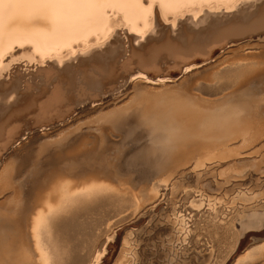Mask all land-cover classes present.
I'll list each match as a JSON object with an SVG mask.
<instances>
[{
  "label": "bare ground",
  "instance_id": "obj_1",
  "mask_svg": "<svg viewBox=\"0 0 264 264\" xmlns=\"http://www.w3.org/2000/svg\"><path fill=\"white\" fill-rule=\"evenodd\" d=\"M123 8H128L131 13H120ZM28 11L10 7L8 0H0V104H3L0 108V195L7 194L0 203V217L10 221V232L0 244L11 243L16 252H19L21 247L28 249L33 264H45V261L52 264V257L45 245L46 241L54 236L59 242V255L63 257L64 264H85L71 248L72 241L77 236L80 238L83 231L80 233L81 229L73 224L74 220L57 221L55 215L62 210L67 200L88 196L90 191L101 193L112 189L114 185L111 183L119 177L122 163L137 152L142 154L140 161L146 168V178L154 180L153 178L163 177L164 183L170 182L180 171L191 166H194L192 170L196 172L193 180L195 185H199L198 182L208 174L224 177L226 182L230 178L243 177L250 170L262 171L260 165L263 161L252 159L253 162L247 160L248 162L237 163L236 158L240 154V149L246 148L247 142L253 138V136L249 138L248 134L252 135L256 131L253 134L256 136L260 132L263 133L264 128L252 125L253 130L255 129L253 131L250 129L252 126L248 128L250 123L235 125L233 128L224 125L223 117L221 119L219 117L228 103L264 101V51L246 55L236 52L226 60L241 61L246 57L254 61L247 65L249 70L245 72L240 65H230L220 73L218 83L221 77L229 79L234 74L239 76L237 85L236 83L234 86L228 85L231 87L225 85V90L221 89L220 93H217L222 96V98L219 96L220 100L215 97L217 92L215 90L218 88L212 87L213 82L211 85H204L199 84L197 79L195 81L198 84L193 86V89L190 86L195 84L194 79L197 77L209 79L210 76L207 77L205 74L222 63L211 66L176 86L163 84L156 88L149 86L148 83H131L132 75H143L148 77L147 80L156 81L161 78H175L184 72L185 67L213 60L220 50H226L228 44L236 43L232 42V38L238 32L244 31V27L235 25L225 30L215 27L210 39L203 42L190 41L187 45L179 46L168 43L164 55L162 49H157L153 45L157 39L154 29L157 28L158 20L154 18L140 22L137 18L141 13L139 9L119 5L115 9L108 8L107 13H103L102 7L92 9L89 11L90 19L87 22L72 19L63 10L57 9L47 23L41 24L27 22ZM253 27H264V10L261 11L258 21L251 26ZM224 40L226 46L218 47L217 44ZM127 42L130 44L127 48H130L128 52L130 50L131 58L130 56L125 58L121 64L120 60L127 52L125 49ZM199 57L204 60L199 61ZM76 61L78 64L75 65ZM162 63H174L179 73L170 71L163 73L159 68ZM211 64L212 61L207 63L208 66ZM28 75L32 76L33 82L26 81L23 85V80ZM79 75L80 80H77ZM255 77L256 79L250 82ZM37 78H41V83H35L34 80ZM119 80H125V85L120 83L123 86L112 87L101 94V91L107 88L106 85L113 82L117 84ZM122 87L126 88L121 93ZM84 88L91 89L92 92L97 90L101 95L108 93L109 99L102 98L103 96L95 99L93 95V99L86 97L84 99V95L79 93ZM176 89L183 95L179 98V103L173 104L168 94ZM129 90L132 92H128ZM123 96L125 98L114 104L110 111L104 112L103 105L92 107V104L117 101ZM206 97L210 99L214 97L218 101H207ZM246 104L249 105L248 102ZM89 107L98 110V114H110L106 116L107 121L122 129L125 134H130L129 139L118 145L102 132H97V135L87 139L82 133L85 129L91 128V122L74 125L52 138H49L48 131H45V135L39 132L42 128L54 130L56 127L57 131H60L66 126L65 121L69 120L77 109L81 113ZM257 107H261V104ZM250 108H244L245 112L246 109L249 112L253 111L254 107ZM245 112L244 114L249 113ZM254 112L257 111L252 113ZM151 114L163 116L164 126L167 129H175L176 132L169 136L170 138L161 140L162 144L145 147L147 142L157 141L154 140L152 129L146 126L151 123L150 118L153 116ZM32 119H35L34 123ZM17 123L20 127H15ZM59 123L63 125L65 123V126L59 127ZM249 129L252 132H249ZM133 130L134 136L131 135ZM241 130H246V136L238 135ZM33 131L34 138L29 145L23 146L25 148L22 147L23 151L21 149L24 156L20 153L14 157L20 148H13V145L26 133ZM138 132L141 134L139 139ZM247 137L249 141L246 140ZM259 137L261 136L258 135ZM238 138L244 139L241 141L242 144L231 148L230 142ZM90 139L91 144L85 145ZM252 143L250 142L251 145ZM9 150H12L11 153H8ZM228 159H233L234 163L228 164L229 166L225 168L220 165L213 172L207 170V163H211L208 165L211 166ZM33 163L38 165L34 173ZM200 169L203 174L197 175ZM185 179L186 177L178 179L180 183L172 185L171 196H177L182 192ZM206 187L216 190L211 183ZM156 188L153 186L150 189L151 198ZM105 201L116 202V198L109 195ZM166 222L171 224V228L160 231L157 238L161 239L163 236L162 245L167 241L168 248L158 256L159 259L169 258L174 243L180 240L177 235L184 229L182 225L176 228L177 220L170 217H167ZM158 224L160 221L154 227ZM165 236L169 238L166 239ZM114 248L107 261L118 258L117 245ZM259 249L247 258L250 261L261 258ZM150 255L152 256V253ZM207 257L201 259V264L209 262L210 258ZM5 259L6 256L0 249V264H3ZM126 261L122 259L119 264H125Z\"/></svg>",
  "mask_w": 264,
  "mask_h": 264
},
{
  "label": "rangeland",
  "instance_id": "obj_2",
  "mask_svg": "<svg viewBox=\"0 0 264 264\" xmlns=\"http://www.w3.org/2000/svg\"><path fill=\"white\" fill-rule=\"evenodd\" d=\"M262 10H264V0H246V2L239 5L233 4L230 0H171L164 10L157 7L152 10V14H146L140 11L141 13L137 17L140 22H147L154 18L158 20L157 28L154 29V35L157 39L153 45L157 49H162L164 55H166V44L170 43L172 46H179L187 45L190 41H207L210 39V34L215 27L220 30H225L232 26L240 25L245 29L242 32H238V35L236 34L235 37L232 38V42L236 43H231L226 46V39L224 37V42L217 45L218 47L225 45L226 50H220L219 54L213 60L191 67V72H183L175 78H161L158 81L138 79L135 82L131 81V83H148L149 86L156 88H159L160 85L163 84L166 86H176L180 83L187 82L186 80L191 79L193 76L209 67L217 66L222 63L221 66H218L205 74L207 77L210 76L209 79L201 77L200 79L199 77L194 79V81H197L198 79L197 82H199V84L204 83V85H211L213 82L214 86L212 85V87H216V89L218 88L215 90V92L217 91L215 97L219 99V96L221 95L218 94L221 89L225 90L224 87H231L234 86V83H236L235 85L239 83L238 74L237 76L234 74V78L230 77L229 79H226L221 77L219 84L217 79L220 77V73L230 65H240L243 72H245L249 70L247 65H250V63L254 61L246 57L241 61L226 60L230 59L236 52H240L241 55H246L248 53L256 54L264 51V27L251 28V26L258 21ZM127 12L131 13L128 8H123L122 11H120V13L128 14ZM239 43H243L244 45H240L237 48H231V46ZM129 45L128 42L125 45L127 52L124 53L125 55L123 54L124 56L120 60L121 64L122 62L124 63L126 60L125 58H129V56L131 58L130 50L128 52V49L130 48H127ZM209 47H211L210 44ZM198 60L202 61L204 59L199 57ZM211 61L212 64L208 66L207 63L209 64ZM74 64L76 65L78 62L76 61ZM159 68L163 73L165 71H170L175 74L179 73L177 69L178 67L174 63H162ZM234 68L236 67L234 66ZM31 70L34 71V69ZM31 70L30 72H33ZM30 76L28 75L26 79L23 80V85H25L24 82L26 81L33 82V78ZM139 76L140 75H138V77ZM232 78L233 80H231ZM76 79L80 80V75L77 76ZM212 79L214 80L212 81ZM254 79H256V77L251 79L250 82ZM40 80L41 78H37L34 81L39 84L41 83ZM199 80L205 81L201 82ZM229 80H231L232 83ZM235 80L237 81L235 82ZM119 81L120 82L117 84L113 82L106 85L107 88L103 89L101 94L112 87L119 88L123 86L121 84L125 85V80ZM196 81L194 82L195 84L190 86V88L192 87L193 89V86L198 84ZM214 81H216L217 84ZM223 82L224 86H222ZM218 85L219 87H217ZM122 88L120 89V92L125 91L126 87ZM84 89L79 91L80 95H84V99L85 97L86 99H93V96H95V99H99L101 96H103L102 98L107 99L110 95L108 93L101 95L97 90H93L92 92L90 91L91 89ZM128 92H132V90H129ZM85 93H87V95ZM212 95L214 96V94ZM223 95L225 96V94ZM200 96L201 98H205V96ZM124 98L125 96L117 101L111 100L105 104L104 102H98L92 104V107L103 105L104 112H107L114 107V104L119 103ZM213 98L214 97H211V99ZM216 98H214V101L211 100L210 97H206V100L208 99L207 101L210 100L211 102H216ZM251 101H242L235 104L228 103L224 107L223 113L220 114L221 116L218 114V116H220L219 119L223 117V124L226 126H232L233 128L235 125L241 126L242 124L248 123H250L248 128L252 125L264 128V112H262L264 110V101H259L261 103L256 102L255 100ZM247 102L249 105L252 103L255 105L254 102H256V105L260 106L261 104V107L254 106L253 104L249 106L246 104ZM240 103L244 104L240 105ZM238 104L243 108L239 107V111L243 110L245 112L244 108L249 109L250 107H257L255 108L257 112L254 113L259 114L255 115L252 113L255 111L254 108H252V112H249L247 109L246 112L253 115L246 112V114H244L243 111H240V114L237 115L234 108ZM2 106L3 104H0V108ZM92 107H89L87 110L84 109L85 111L83 110L79 113L80 106H78L77 108L79 109L73 113L69 119L70 121L68 119V121H65L66 126L65 123L64 125L63 123H59V127L60 125L61 127L65 126L60 131H57L58 129L56 127L54 130H50V128H42L39 132L41 131V135H45V131H48L49 138H52L74 125L91 122V128H88L87 130L85 129L82 133L87 139L97 135V132L104 133L118 145L123 144L129 139L130 134H125L122 129L107 121L106 116L110 114H98V110ZM258 108L260 112H258ZM151 115L153 116L150 118V124L155 125L160 131H156V128H151L154 140L157 141L147 142L145 147L152 144H162L161 140L170 138L168 133L164 131V129H167L163 124L165 118L160 114ZM31 121L34 123L33 121H35V119H32ZM222 122L223 121H221V124ZM254 126L250 129L253 130ZM15 127L20 126L17 123L15 124ZM84 127L86 128L87 125ZM250 129L248 131L252 132ZM243 131L241 130V133H238V135L245 134L246 130ZM253 131H255V129ZM255 132L252 133V135H248L249 138L253 136L250 142L256 143H252L251 145L250 142H247L250 146L247 144L245 145L246 148H241L239 151L240 154L236 160L237 163H241L242 161L253 162V160L263 161L260 165L262 169L261 172L250 170L245 176L230 178L226 182V178L224 177L219 178L217 175L208 174L206 178H202L198 182L200 183L199 185H195L193 180L195 177L194 173L196 172L192 170V167L194 166H191L182 172L180 171V173L175 175L170 182L164 183L163 180L165 178L163 177L153 178L154 180L146 178L147 171L140 159L136 162L135 166L130 167L128 163L130 157L120 166L119 177L114 181L115 183H111L114 185L112 189L101 192L100 195L90 200L87 199L88 196L79 197L71 201L67 200L62 210L56 213L55 218L57 221L67 219L74 220L73 224H76L78 228L81 229L80 233L83 231V235L80 238L77 236L72 241L71 248L75 250L77 257L85 261V264H107L108 261L110 264H119L122 259L127 260L125 264H201V259L204 256H209L210 258L209 262L206 264H237V262L238 264H260L261 258L250 261L247 258L250 255L246 256L244 253L249 246L259 249L261 245H264V234L259 231H240V228L243 227L244 224L251 222L253 219H259L261 216H264V131L263 133L260 132L263 136L260 133L258 134L262 137H259L261 138L260 140H258V135H253ZM34 133V131L26 133L19 142L13 145V148H20L15 153L14 157L20 153L21 156H24L21 149L23 151V148H25L23 146L29 145L30 141L34 138ZM140 136L141 134L138 132V139ZM247 138L246 140L249 141L250 139ZM243 140H241V138L240 140L239 138L237 140L235 139L230 142L231 144L229 143V146H231V148L240 146ZM91 141V139L86 141L85 145L91 144ZM11 151L9 150L8 153H11ZM231 163H234L233 159L222 161L219 164L216 162V164L214 163L211 166H208L211 163H207V170L213 172L217 170L216 168L220 165L225 168ZM221 169H219V171ZM189 172L190 174H188ZM182 173L184 175H182ZM201 174H203V171L200 169L197 171V175ZM183 177H186V179L184 180L182 192L177 196H171L170 192L173 188L172 185L174 183H180V180L178 179H183ZM209 183H211L212 187L216 190L208 189L206 185ZM147 185L150 187L148 188ZM153 186H156L157 188L151 198L150 189L153 188ZM4 194L0 195L3 196L0 197V203L4 200L5 196H7V194ZM109 195H114L116 202L105 201ZM167 217H170L172 220H177V224L175 225L176 228H179V226L182 225L184 229L181 231V234L177 235V237H180V240L174 243L169 258L159 259L158 256L163 254V251H166L168 248L167 241L162 245L163 241L161 239H163V236L161 239L157 238L160 231L171 228V224L169 225V223L167 224L166 222ZM158 221H160V224H158L157 227H154ZM177 230L175 232L178 233ZM110 236L112 239H109ZM168 238L169 236L166 237V239ZM116 245L118 247V258L114 261H107ZM45 247L52 257V264H55L56 258L60 254L59 242L56 240V237H50V239L46 241ZM97 252L102 253L99 261H95V254ZM151 253L152 256L150 255Z\"/></svg>",
  "mask_w": 264,
  "mask_h": 264
},
{
  "label": "snow or ice",
  "instance_id": "obj_3",
  "mask_svg": "<svg viewBox=\"0 0 264 264\" xmlns=\"http://www.w3.org/2000/svg\"><path fill=\"white\" fill-rule=\"evenodd\" d=\"M9 6L17 9H25L29 10L27 12V22L32 24H41L47 23L54 15L55 10H63L66 15L81 22H87L90 19L89 11L92 9L103 8V13H107L108 8L115 9L118 5L124 7H132L135 9H139L142 13L152 14V10L157 7L161 10L166 8V5L170 2V0H8ZM233 4L239 5L241 3L246 2V0H230ZM234 10V9H230ZM15 22L14 20L12 21ZM184 72H191V67H185L183 69ZM138 79L147 80V76L140 75H132L131 80L133 82ZM172 98V103H179V98L183 95V93L179 90H173L168 94ZM196 107V106H193ZM234 111L237 115L240 114L239 106H235ZM149 128H156L153 124L146 125ZM156 131H160L159 128H156ZM171 137L175 134V129H164ZM135 130L131 133L134 136ZM141 153H134L133 156L129 159V166H135L136 162L141 158ZM38 168V165L33 163L32 172ZM100 195L99 192L90 191L87 199H92L96 196ZM241 232H256L264 234V216H261L259 219H253L251 222L244 224L243 227L240 228ZM10 232V221L0 217V241L6 237ZM109 239H112L110 236ZM0 249L3 250L6 259L3 261V264H33L31 259V253L28 249L22 248L19 252L13 250L11 243L8 244H0ZM261 252V261L260 264H264V245L260 246ZM257 251L256 248L251 246L248 247L245 251V255L249 256L252 253ZM102 253L97 252L95 254V261H99ZM47 264V261H45ZM55 264H64L63 257L58 255L55 261ZM238 264V262H237Z\"/></svg>",
  "mask_w": 264,
  "mask_h": 264
},
{
  "label": "water",
  "instance_id": "obj_4",
  "mask_svg": "<svg viewBox=\"0 0 264 264\" xmlns=\"http://www.w3.org/2000/svg\"><path fill=\"white\" fill-rule=\"evenodd\" d=\"M258 40V39H257ZM242 46V45H244L243 43H239V44H236V45H233V46H231V48H237V47H239V46Z\"/></svg>",
  "mask_w": 264,
  "mask_h": 264
}]
</instances>
